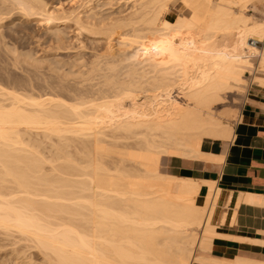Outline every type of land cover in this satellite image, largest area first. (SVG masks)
Here are the masks:
<instances>
[{"label": "bare ground", "instance_id": "bare-ground-1", "mask_svg": "<svg viewBox=\"0 0 264 264\" xmlns=\"http://www.w3.org/2000/svg\"><path fill=\"white\" fill-rule=\"evenodd\" d=\"M10 1L27 19L54 24L49 40H64L57 25L67 24L72 11L41 0ZM128 1L124 13L131 12L117 19L100 15L97 5L84 19L75 9L76 32L101 39L105 56L92 54L87 62L76 52L62 74L60 62L48 60L56 79L45 74V84L58 92L35 97L36 81L37 95L0 85V233L18 234L49 264H264L210 257L219 190L160 170L162 157L224 160L214 146L231 139L233 126L227 111L215 115L216 106L249 88L245 75L255 62L260 76L251 81L264 88V24L246 14L253 5L264 17V0H182L186 12L179 15L170 9L175 0ZM107 2L112 8L113 0ZM10 11L0 12V23ZM113 46L121 52L107 56ZM202 184L209 191L199 204Z\"/></svg>", "mask_w": 264, "mask_h": 264}, {"label": "rangeland", "instance_id": "rangeland-1", "mask_svg": "<svg viewBox=\"0 0 264 264\" xmlns=\"http://www.w3.org/2000/svg\"><path fill=\"white\" fill-rule=\"evenodd\" d=\"M87 1H88V4L89 5L91 4L90 7L88 6V4H86ZM4 2H5L4 5H1L0 4L1 5L0 8H2L5 12H7V10H8V12L10 10L11 11H10V14L8 13L9 15L7 14L8 16H6V15L3 16V18H5V19L3 21L1 20V23H0V85H3L4 87L9 86L10 88L8 87V89H11V87H12V89L13 88L16 89L15 86L16 87L18 86L19 88L17 87L18 89L16 90V91H18L20 88L22 90H24L22 88V86H21L22 82L24 81L23 82L24 88H25V86H26V88H25L24 91H22V90L21 91L19 90V91L22 92V93H24L26 91L27 94H28V92H30V94H32L31 91H33V92L36 93V95L39 92V94L37 96H35V94H33V96H35V97H38L40 95V93H41V95H44V93H48V92L52 93L51 92L52 90H54V91L56 90L53 87L54 85L51 87L52 90H50V88L48 87L49 84H45L48 81V79L46 81V78H47V76H49V73H50L49 70H52V68H54L53 66H51V68L48 67L49 66V64H48L49 61L48 60H51V62L55 61L54 62L55 64L54 63L53 64L56 65V66L60 62L61 64L60 63L58 64L59 65V68L57 66V69H60L61 68L60 69V73H61V71L63 72V70H67V69H64L62 67H66V68L68 67V69H69V66H67L65 63L68 61L67 64L69 65L70 64V61L76 58L74 56V55L77 56V53L76 52H78V56H77L76 59H79L80 53H81V56L85 54V58H89V59H85L82 56V58H84V60H86V61L87 60L90 61V58L93 59L92 58V56H93L92 54H94V56H95V54L98 55L99 53L102 52L99 55L105 56V54H104V47H103V44H102L101 39H98L97 38L98 41L99 40L101 41V44H102L101 46L102 47L101 46H99V47H101L102 50H100L101 48H97L98 47V44L96 45V42L99 43V45H100V42H98L97 40L93 41V38L94 37H92V35H90V36L87 35L89 33H86V31L84 32L85 34L82 33V34H80L81 37H78V36H80V35H78V33H80V32L77 33L76 31H78L79 29L78 30L77 29L75 30V28H78V27L77 26H73L74 25V23H72L73 21L70 22L71 21V18L74 15H76L77 12H79L80 13L79 16L82 15L81 17L84 19V17H83L84 12L86 13L88 11V9H90L92 6L94 7L95 5H97L98 8L100 9V12L97 11L98 9H96V12H99V14H100L102 11H104V12H102L103 13L102 16L106 17V16H108V14H110L111 17H113V19H114V17H116V19H117L118 16H123L124 17V15L126 14V13H124V12H126V9H129V7H130L129 5L130 4L131 5L133 4V3H130V1L126 2V0H124V1L123 0L122 1H120V0H113L112 3H115L114 4L115 6L110 2L111 6H112V8H111L109 6V3L107 2V0H94V1L93 0H91V1L90 0H41V2L45 3L49 8L52 7V9H54V8H57L58 9V7H60L65 12H68V13L70 12L69 14H71V11L74 13L73 16H70V19L68 17V19L70 21L67 20V21H69V22L66 21L67 24H58L57 25L59 27L58 30L62 32V33L60 32V34L62 36L60 34L59 35L61 36L62 39H64L63 41L61 40L62 41L61 42L62 44L60 43L61 46L58 45L59 43L57 44L58 45L57 46L52 40H49V38L50 39L53 38L52 37V34L53 33H51L50 31L53 30L51 28H53L54 24H53V26L51 25V27L49 25V27H50L49 28L48 25L45 24L46 22H44L42 19H37L38 17L37 18L36 17H33V19H32V17H30V18L28 17V19H27V16L24 17L25 15L22 14L23 12L18 11L20 9H17V6L16 5H13V4H15V2L13 3L10 0H9L10 3L7 2V4H6V1H4ZM103 2H105L104 4H108V5H104L102 7H105L106 6V8H108V9H106V8L101 9L100 6L103 5ZM131 2H133V1H131ZM92 3H94V4H92ZM182 3H183L182 0L172 1L170 3L171 12L174 13V14H176V15H179V13L180 14H184L186 11L184 10V7H183ZM85 4H86V8H85ZM15 6H16V8H15ZM8 7L11 8V9H8ZM95 7L92 8V9L94 10ZM2 9H0V12H4ZM75 9H77L78 11L75 10ZM247 10H249V12ZM247 10H246L247 11L246 14H247V16L249 15L250 19H252L253 22H255V23H257V22L258 23H261L262 22V24H264V17L257 10L255 11L253 5L249 6L247 8ZM105 11H107V12H105ZM110 11H111V13H108ZM252 11H253V13H252ZM118 12L119 13L122 12L124 14L123 15H119ZM130 12H131V9H130ZM130 12L128 11V13L125 16H127ZM79 13H77V14H79ZM105 14H107V15L105 16ZM115 14H118V15L115 16ZM21 15H23V17ZM67 16H69V15H67ZM109 19H111V18H109ZM40 20H42V21L40 22ZM54 31H56V30L54 29ZM89 37H91L92 40L89 39ZM95 39H96V36H95ZM49 41L50 42L52 41L53 43L52 42L50 43ZM76 41H78V42H76ZM79 41L81 43L80 45L85 46V48L81 46L83 48V50H80L82 48H79V46H80V45H78L79 44ZM93 42H94V44H93ZM49 43L52 44V46ZM53 44H55V45H53ZM90 44L93 47L94 46L95 47L97 46L96 47L97 50H96V48H93V49H95V51H97L96 53L92 49V46ZM89 45L91 46L92 51H91L90 48H87V47H90ZM59 46H60V48H62V46H63V49H60L61 52H59L60 51L59 49H58V52L56 51L57 50V47H59ZM262 46L263 45L259 43L258 47L260 49L262 48ZM55 47H56V49H55ZM64 47L67 50L64 49ZM51 48L52 49L54 48L53 49L54 51ZM75 48L76 49L78 48V49L76 50ZM120 48L117 47V46H113L112 48H110V50H111L110 52H109V50H107V52H108L107 53V56H108L109 53H110L109 56L111 54H113L114 53L113 51L116 52V56H117V54L120 53L121 50H122ZM86 49L87 50L90 49L89 50V53H91L90 55H89V53H88V51ZM105 49H106V46H105ZM119 49H120V52L118 51ZM64 50H66V51H64ZM79 50L82 51V52H79ZM117 51H118V53H117ZM82 53H84V54H82ZM113 55H115V53ZM89 56H91V57H89ZM120 56H122V55L120 54ZM82 58H80L81 62H82ZM122 58H123V56H122ZM115 59H116V57H115ZM117 59H119V57H117ZM84 60H83V62H84ZM86 61L84 63H87L88 62V61L87 62ZM51 62H50V65L52 64ZM63 62H65V63H63ZM62 63H63V65H66V66H62ZM71 63H72V61H71ZM36 64H38L40 67L37 66ZM126 64L128 65L127 62H126ZM120 65H121V63H120ZM124 65H125V63H124ZM70 66H71V64H70ZM86 66H88V65L86 64ZM254 66H255L254 67L255 68V71L253 70L254 72H251L249 74L247 73L245 75V77H246L245 80H246L247 86L249 85L248 86L249 88H245V89L243 88L245 91L240 89L238 91V93H235V92H237V91H235L233 93L226 94L224 96V99H225V100H223L224 102H222L221 105L216 106L215 111H218V112H215V115L220 118V113H223L224 111L225 112L227 111L228 116L225 118L226 119V122L229 125L233 126V127L237 123V119H238V115H239V109H240V107H241V105L243 103V100L245 98V95L247 94V92L250 89H255L256 88L255 87L256 85L254 83H252V82L255 80L256 77H258V75L260 76V73L258 74L259 67L256 64V62L254 63ZM34 67L35 68L38 67V68H36L34 70ZM37 69H38V72H37ZM83 69H85V68H83ZM71 70L72 71H75L74 69H71ZM41 72H42V74H41ZM54 72H57V74L55 73L56 74L55 76L60 75V74H58V70L53 71V73ZM64 72H66V71H64ZM30 73H31V75H30ZM32 73H33V76H32ZM53 73H51V74L53 75ZM39 74H41V75H39ZM45 74L46 75L48 74V75L46 76ZM34 76H37V77H34ZM39 76H42V77L39 78ZM30 77H33L34 79L33 78H30ZM50 77H52V76H49L48 77L49 80H50ZM42 78L46 82L44 80H42ZM36 79H38V80H36ZM55 79L56 78H53V80L52 79L51 80L54 81ZM252 79H253V81H251ZM17 81H18L19 84L20 83L21 84L19 85L17 83ZM35 81L37 82V84L40 85V86L38 85L39 87L37 86V84L35 83ZM52 81H50V82H52ZM50 82H48V83H50ZM26 83H28V85L30 87H27L28 85ZM12 85H15V86H12ZM41 85H42V87H41ZM35 86H37L40 90L38 88H36ZM32 87H35L36 90H33L34 88H32ZM55 92H58V91H55ZM240 92H243V93H240ZM64 94H66V92ZM67 94L64 95V99L66 98L65 96H67V97L70 96V95H67ZM224 107H225V109H223ZM219 110H220V112H219ZM221 110L223 112H221ZM229 110L230 111L232 110V111L230 112ZM234 110H235V112H234ZM228 140H226L224 142H227ZM224 142L222 141V142H219L218 144H222ZM169 159H173L174 160L175 157L174 158L162 157L161 158V161H160V170H161L162 173H164L166 175H170V170L168 169ZM189 160H198V159H189ZM5 234L6 233L3 232V231H2V233H0V264H26V263H24V260L25 259L29 261L28 264H49L47 262H50V261H47V259L43 257V254L40 251H38V249L34 248V246L30 242L28 243V241H26V240H25L26 242H24L23 241L24 239L23 238H22L23 240L20 239L21 236L19 237V235L16 234V233H7L8 236L5 235ZM10 234L11 235L13 234V235L10 236ZM14 235H17V236H14ZM15 237H17V239H19V240H17ZM32 246H33V248H32ZM208 253H206V255ZM23 258H24V260H23Z\"/></svg>", "mask_w": 264, "mask_h": 264}, {"label": "crops", "instance_id": "crops-1", "mask_svg": "<svg viewBox=\"0 0 264 264\" xmlns=\"http://www.w3.org/2000/svg\"><path fill=\"white\" fill-rule=\"evenodd\" d=\"M213 152L222 154L224 160L220 164L169 159L170 175L212 182L219 190L210 217L215 234L210 256H245L264 261V88L247 92L233 136L227 142L217 143ZM207 187L202 184L199 188V204L208 195Z\"/></svg>", "mask_w": 264, "mask_h": 264}, {"label": "built area", "instance_id": "built-area-1", "mask_svg": "<svg viewBox=\"0 0 264 264\" xmlns=\"http://www.w3.org/2000/svg\"><path fill=\"white\" fill-rule=\"evenodd\" d=\"M251 44H253L254 47H258L259 43L255 42V41H250Z\"/></svg>", "mask_w": 264, "mask_h": 264}]
</instances>
